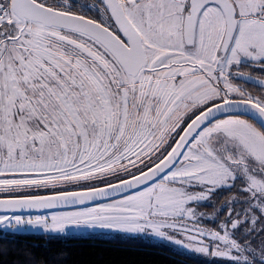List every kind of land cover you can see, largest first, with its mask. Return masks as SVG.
Instances as JSON below:
<instances>
[{
  "label": "snow or ice",
  "instance_id": "snow-or-ice-1",
  "mask_svg": "<svg viewBox=\"0 0 264 264\" xmlns=\"http://www.w3.org/2000/svg\"><path fill=\"white\" fill-rule=\"evenodd\" d=\"M0 228L264 264V0H0Z\"/></svg>",
  "mask_w": 264,
  "mask_h": 264
},
{
  "label": "trees",
  "instance_id": "trees-1",
  "mask_svg": "<svg viewBox=\"0 0 264 264\" xmlns=\"http://www.w3.org/2000/svg\"><path fill=\"white\" fill-rule=\"evenodd\" d=\"M0 248L7 255L3 264L30 259H59L67 255L68 264H204L198 258L175 253L164 246L127 237H53L45 233H9L0 230Z\"/></svg>",
  "mask_w": 264,
  "mask_h": 264
},
{
  "label": "rangeland",
  "instance_id": "rangeland-1",
  "mask_svg": "<svg viewBox=\"0 0 264 264\" xmlns=\"http://www.w3.org/2000/svg\"><path fill=\"white\" fill-rule=\"evenodd\" d=\"M236 190L234 189L233 192H235ZM231 193H227V192H220V193H217L215 195V197L213 198V205L214 207L216 208H219L221 205H224L228 202V200L231 198ZM74 210H77V209H70V210H61V211H74ZM240 210V205H237V211ZM199 211L201 212H211V208H208V209H205V208H200ZM54 212H58V211H54ZM53 212H48V213H43V214H37V215H47L49 218L51 216ZM227 213V208H225V214ZM25 216H28V215H25ZM32 216H35V215H32ZM1 231H4V232H13L12 230H4L3 228H0ZM71 231H75V230H71ZM15 233H44L41 229H27L25 231H17ZM49 235H52V234H49ZM76 237H96V238H109V237H124L125 236H122L120 234H112V233H109L107 235H92L91 233H89L87 230H83V235H75ZM73 236V237H75ZM60 237H69V236H60ZM72 237V236H71ZM127 238H130V237H127ZM135 238H139L141 240H144V241H147V242H150V243H155V244H158V245H161V246H164L166 247L167 249L175 252V253H178L180 255H185V256H189V257H194V258H198V259H201L204 261V258L203 257H200L199 255L197 254H193L191 252H188L186 250H182V249H179L177 248L176 246L174 245H171V244H168V243H164V242H160L158 240H152L151 238H148V237H135Z\"/></svg>",
  "mask_w": 264,
  "mask_h": 264
},
{
  "label": "water",
  "instance_id": "water-1",
  "mask_svg": "<svg viewBox=\"0 0 264 264\" xmlns=\"http://www.w3.org/2000/svg\"><path fill=\"white\" fill-rule=\"evenodd\" d=\"M70 209H76V208L41 209L40 211L31 210L30 212H24V213H18V214L34 215V214H43V213H48V212L61 211V210H70Z\"/></svg>",
  "mask_w": 264,
  "mask_h": 264
},
{
  "label": "flooded vegetation",
  "instance_id": "flooded-vegetation-1",
  "mask_svg": "<svg viewBox=\"0 0 264 264\" xmlns=\"http://www.w3.org/2000/svg\"><path fill=\"white\" fill-rule=\"evenodd\" d=\"M34 215H37V214H34ZM8 232V231H7ZM9 233H15V232H9Z\"/></svg>",
  "mask_w": 264,
  "mask_h": 264
}]
</instances>
